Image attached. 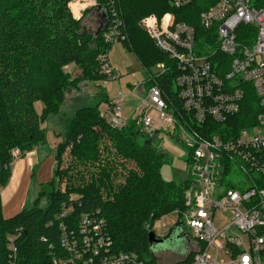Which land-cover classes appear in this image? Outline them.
Returning <instances> with one entry per match:
<instances>
[{"label": "trees", "instance_id": "obj_1", "mask_svg": "<svg viewBox=\"0 0 264 264\" xmlns=\"http://www.w3.org/2000/svg\"><path fill=\"white\" fill-rule=\"evenodd\" d=\"M74 1L0 0L1 188L12 176V151L19 148L24 157L26 152L47 143L42 125L49 116L60 114L69 92L85 81L108 79L100 58L113 47L105 38L112 26L117 25L124 35L127 30L128 39L122 42L144 67L158 63L169 66L172 60L139 26L140 19L173 13L176 21L194 26L198 52L204 46L202 37L213 31H206L200 24V14L219 0H190L182 7H176L173 0H96L93 10L98 11L99 18L95 31L83 22L92 9L77 18L71 9ZM263 2L259 0V4ZM118 18L123 20L121 24L116 23ZM239 41L249 45L253 42L241 35ZM216 47L214 42L209 49ZM211 60L226 62V68L218 69L220 76L231 69L232 57L228 54L218 52ZM71 64L82 70V76L73 77L65 70ZM177 74L174 70L157 78L169 96H175L173 79ZM145 82L147 90L154 85L150 76ZM242 85L245 96L238 114L222 123L208 118L200 125L192 123L186 114L182 124L194 125L206 138L215 134L227 139L236 137L244 127L254 125L262 111L254 86ZM105 100L111 104L109 98ZM38 101L44 102L40 113L35 106ZM101 102L77 108L67 119L66 131L58 136L61 141L55 153V175L59 188L53 179L47 183L49 190L42 188L32 208L9 218L3 214L0 202V264L11 263L9 237L13 234L17 235L16 264H52L55 255L65 254L61 223L66 221L71 228H78L81 215L89 212H99L105 218L116 252H135L147 264L157 263L148 234L166 215L177 212V222L182 220L189 180L179 183L164 179L161 171L167 160L155 149V138L142 134L133 119L122 128L113 126L101 114ZM42 198L48 199L45 208L40 206ZM69 201L76 202L73 213L60 218L63 203ZM192 249L188 248L175 264L189 263L195 254Z\"/></svg>", "mask_w": 264, "mask_h": 264}, {"label": "built area", "instance_id": "obj_2", "mask_svg": "<svg viewBox=\"0 0 264 264\" xmlns=\"http://www.w3.org/2000/svg\"><path fill=\"white\" fill-rule=\"evenodd\" d=\"M189 1L173 0V4L182 7ZM199 22L206 31H213L202 37L204 46L197 52L194 26L176 21L173 13L142 19L141 26L172 62L169 66L157 64L158 71L150 75L154 85L146 95L149 104L129 119L136 121L146 136L156 138L165 133L188 143L190 176L181 222L189 231L188 248L195 254L187 264H264V2L219 0L201 12ZM116 23L121 24L119 20ZM243 25L246 27L240 29ZM240 35L253 40L252 44L239 41ZM105 38L113 43L125 37L114 25ZM214 42L217 47L210 50ZM218 52L232 57L225 76H220L219 70L226 68V62L211 60ZM109 53L100 58L103 72L119 78ZM174 70L178 72L173 79L175 96H169L157 78ZM242 83L254 86L262 108L254 125L227 139L220 134L206 138L194 125L182 124L186 114L196 125L205 124L208 118L222 123L238 114L245 96ZM122 102L123 97L106 110L109 123L119 128L129 121L123 117ZM35 149L25 156H31ZM12 155L13 164L22 157L19 148ZM2 191L0 187V202ZM75 203L64 202L60 218L71 216ZM220 210L231 212L222 225L217 224ZM77 225L73 229L66 221L61 223L65 254L55 255L52 264H147L138 253L115 251L106 220L99 212L83 213ZM16 239L15 234L9 237L10 264H16Z\"/></svg>", "mask_w": 264, "mask_h": 264}, {"label": "rangeland", "instance_id": "obj_3", "mask_svg": "<svg viewBox=\"0 0 264 264\" xmlns=\"http://www.w3.org/2000/svg\"><path fill=\"white\" fill-rule=\"evenodd\" d=\"M86 1L78 0L72 3L74 12H77L78 8L82 11L84 9L81 17H83L85 12L91 9L93 12V8L96 7V5L92 4V6L86 5ZM94 2L97 3L96 0H94ZM98 14L99 13H95L94 15L96 24H93V28H90L92 31L98 29ZM87 15L85 14L84 18H86ZM145 17L140 19L139 26H141L140 23ZM118 20L123 21L121 18H118ZM84 23H88V21L85 20ZM124 37V39L113 41V47L109 53L112 67L118 69V72L120 73L119 78L108 77V79L100 80L98 82H90L91 84H94L92 87L96 88L97 95L95 97L90 96L86 103L94 105L102 101L100 103L99 110L101 114L107 118V120L108 116L106 110L116 100L122 97V111L123 117L125 119L132 118L136 113L139 112L140 109H143L144 105L149 104V100L146 96L148 88L146 86L147 82H145V80L148 74H155L156 71H158L156 64L151 65L149 68L144 67L137 55L124 46L122 41H127L128 39L127 30L125 31ZM65 70L67 69L65 68ZM106 90L108 95L107 93L105 94ZM144 90L145 92H143ZM105 97L109 98L111 104L105 100ZM35 106L37 112L40 113L44 108V102L38 101ZM61 112L62 108L60 114L49 116L44 121L42 127L45 128L47 143L42 146L43 148L41 151H38L39 148H37V150L33 152L31 156H24L26 165H24L23 172L20 169L17 176L14 175L10 184L11 187L8 191L9 195L1 199L2 212L5 217H13L19 211L25 208H32V206L35 204L36 198L40 195L42 188L45 187V190H49L47 183L53 179H55L56 188H59V180L55 175L57 168L55 149L60 143L61 137H58V139L56 134L66 130L68 121L67 119L70 117L69 114L67 115ZM176 132L178 137H180V130L177 129ZM153 145L157 152L163 153L165 155L167 160V162L162 166V177L168 181L174 180L179 183L187 181L190 176L189 163L187 162V157L189 158L190 155L188 143H183L181 141L178 142L176 139L170 138L165 133H159L155 138ZM31 157L33 162H29ZM67 157L69 158V156ZM47 203L48 199L42 198L40 206L45 208ZM230 216L231 212L228 210L218 211L217 224H224L226 221L225 218L229 219ZM178 220L179 214L177 212L166 215L159 221L155 222L153 230L160 238L167 237L170 234L172 236L174 234V229ZM187 232L189 233V231ZM180 242L181 240H177L176 244ZM151 252L154 253L158 264H175L178 260L182 259V254L179 252L176 254L167 250H151Z\"/></svg>", "mask_w": 264, "mask_h": 264}, {"label": "crops", "instance_id": "obj_4", "mask_svg": "<svg viewBox=\"0 0 264 264\" xmlns=\"http://www.w3.org/2000/svg\"><path fill=\"white\" fill-rule=\"evenodd\" d=\"M76 1H78V0H76ZM76 1H74V2H76ZM84 1H86V0H84ZM89 1H90V3H87V1H86V5L90 6L91 4L92 5L95 4L94 0H89ZM72 3L73 2H71L72 12L74 13V15L77 18H80L82 16L81 14L84 12V9L82 11V10H80L78 8L77 9V12H74V9L72 7ZM95 13H98V11L96 12L95 10H93V12H91V14H88L86 16V18H84V21L83 22H85V20L88 21V23H84V25L86 27L93 28L92 27L93 24H96L95 17H94ZM66 69L69 71L70 74H72L73 77H80V76H82V70H80V68L78 66H76L75 64H71L70 66H67ZM149 75L150 74H148V76ZM92 85H94V84H91L90 81H85L84 83H81V85L77 89H72L69 92V94L67 95V97H66L67 101L65 102V104L62 107V112L61 113L67 114V115L69 114V116L72 117V115L74 114V112L76 111L77 108L82 107V106H86V104H87L86 102L89 100V97L90 96L95 97L97 95V90H96V88H93ZM143 92H145V90ZM106 93L108 95L107 90H106ZM65 131L66 130H64L62 132H59V134H63ZM59 134H56V137L57 138H58ZM38 148H39L38 151H41V149L43 147L40 146ZM36 150H37V148L35 149V151ZM55 150H57V147H56ZM31 161L33 162L32 157H31V159H29V162H31ZM31 164H35V163H31ZM24 165H26L25 157H20L17 160V162H15L13 164L12 169H11V171H12L11 179H10L9 183L7 184V186L5 188H3L2 195H1V199L5 198V196L7 197L9 195L8 191H9V188L11 187L10 184L12 182V179H13L14 175L17 176V174H18V172H19L20 169L23 172ZM1 203H2V200H1Z\"/></svg>", "mask_w": 264, "mask_h": 264}, {"label": "water", "instance_id": "obj_5", "mask_svg": "<svg viewBox=\"0 0 264 264\" xmlns=\"http://www.w3.org/2000/svg\"><path fill=\"white\" fill-rule=\"evenodd\" d=\"M101 29L102 27L99 30ZM174 230V234L172 236L170 234L168 239H165L164 237H158L154 230H151L148 234L151 250H174L183 243L182 241L189 239L185 230V226L181 221L177 222ZM177 240H181V242L176 244Z\"/></svg>", "mask_w": 264, "mask_h": 264}, {"label": "flooded vegetation", "instance_id": "obj_6", "mask_svg": "<svg viewBox=\"0 0 264 264\" xmlns=\"http://www.w3.org/2000/svg\"><path fill=\"white\" fill-rule=\"evenodd\" d=\"M165 239H168V236L167 237H164ZM188 245H189V239L187 240H184L182 244H180L177 248H175L174 250H167V251H170L174 254H176L177 252L183 254L186 252V249L188 248Z\"/></svg>", "mask_w": 264, "mask_h": 264}]
</instances>
